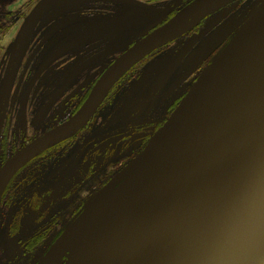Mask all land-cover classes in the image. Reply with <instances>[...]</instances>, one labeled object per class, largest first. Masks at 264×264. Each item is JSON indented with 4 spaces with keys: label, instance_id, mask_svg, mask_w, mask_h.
Returning a JSON list of instances; mask_svg holds the SVG:
<instances>
[{
    "label": "flooded vegetation",
    "instance_id": "af4514ba",
    "mask_svg": "<svg viewBox=\"0 0 264 264\" xmlns=\"http://www.w3.org/2000/svg\"><path fill=\"white\" fill-rule=\"evenodd\" d=\"M193 1L0 0V169L74 118L128 49ZM257 1L237 0L147 55L81 129L15 173L0 203V264L37 263L85 201L146 148L234 33L213 37L209 49L202 46L195 55L203 29Z\"/></svg>",
    "mask_w": 264,
    "mask_h": 264
},
{
    "label": "water",
    "instance_id": "95a60500",
    "mask_svg": "<svg viewBox=\"0 0 264 264\" xmlns=\"http://www.w3.org/2000/svg\"><path fill=\"white\" fill-rule=\"evenodd\" d=\"M235 1L195 0L128 49L74 118L3 165L0 203L15 173L81 129L127 71ZM263 2L233 31L144 151L38 264H63L64 257L65 264H76L83 234L94 236L83 247L81 264H264Z\"/></svg>",
    "mask_w": 264,
    "mask_h": 264
},
{
    "label": "rangeland",
    "instance_id": "374dc122",
    "mask_svg": "<svg viewBox=\"0 0 264 264\" xmlns=\"http://www.w3.org/2000/svg\"><path fill=\"white\" fill-rule=\"evenodd\" d=\"M245 7V6H244ZM253 7V6H252ZM252 7L251 8H248L247 10H246V8L242 11V12H240L239 14H237V15H233V17L232 18H230V19H228V21L227 22H214V23H212V24H210L208 27H205L204 29H203V31H202V33H201V35H200V38L204 41L203 42V44L201 45V46H199L197 49H196V52H194V54L195 55H197V54H200V50H201V48H202V46H207V50L209 49V47L214 43V42H212L211 43V40H212V38L214 37L215 39H213V40H216L217 39V41L220 39L219 37H223V36H225V37H228L229 35H230V33L231 32H235L236 30V28L244 21V19L248 16V14L250 13V11H251V9H252ZM207 26V25H206ZM211 27H212V29H211ZM217 32V33H216ZM219 34H221V35H219ZM200 39V40H201ZM192 59V58H191ZM190 59V60H191ZM155 136V135H154ZM153 138V137H152ZM144 151V150H143ZM142 151V152H143ZM141 152V153H142ZM140 153V154H141ZM139 154V155H140ZM123 171L124 170H121L120 171V173H119V175L121 174V173H123ZM118 175V176H119ZM114 178H116V176L114 177ZM113 178V179H114ZM108 186V185H107ZM106 186V187H107ZM105 187V188H106ZM105 188L104 189H102L101 191H99V194H97V195H99V197L100 196H103L104 194H105V191L103 192V190H105ZM97 195H95L93 198H95ZM93 198H88L86 201H85V206L83 207V209H82V212H80V214L78 215V216H76V217H74V219L72 220V221H70L69 223H68V228L79 218V217H81L82 215H84L85 213H86V209L89 207L88 205H90L91 204V202L93 201ZM25 221H28V222H33L34 221V219L33 218H26L25 219ZM62 236V235H61ZM60 236V237H61ZM59 237V238H60ZM52 246V245H51ZM50 246V247H51ZM50 247H48V248H45V249H42V252L41 253H39V255L37 256V258H36V260H35V262L37 261V263H38V261H40V259L44 256V254L50 249ZM36 263V264H37Z\"/></svg>",
    "mask_w": 264,
    "mask_h": 264
},
{
    "label": "bare ground",
    "instance_id": "6f19581e",
    "mask_svg": "<svg viewBox=\"0 0 264 264\" xmlns=\"http://www.w3.org/2000/svg\"><path fill=\"white\" fill-rule=\"evenodd\" d=\"M263 4H264V2H263ZM95 214H96L95 215V218L99 217V213H95ZM95 234H96V232H95ZM81 236L82 237H78L77 238L78 245L76 247L77 252H75V253H79V252L80 253L78 255L76 264H81V262L83 261V259H85V256H86L87 251H85V249L83 247L84 246H87L91 242V240H92V238H93L94 235L89 234V238L88 239H86V237L84 236V234L81 235Z\"/></svg>",
    "mask_w": 264,
    "mask_h": 264
}]
</instances>
